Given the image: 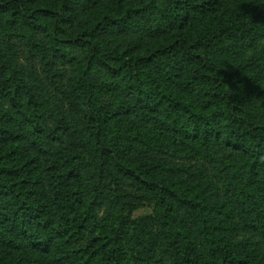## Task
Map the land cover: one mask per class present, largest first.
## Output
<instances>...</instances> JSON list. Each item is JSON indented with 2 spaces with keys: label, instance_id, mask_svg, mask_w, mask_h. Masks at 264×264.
Here are the masks:
<instances>
[{
  "label": "trees",
  "instance_id": "obj_1",
  "mask_svg": "<svg viewBox=\"0 0 264 264\" xmlns=\"http://www.w3.org/2000/svg\"><path fill=\"white\" fill-rule=\"evenodd\" d=\"M221 3L0 0V264H264L235 242H264V0L185 29Z\"/></svg>",
  "mask_w": 264,
  "mask_h": 264
},
{
  "label": "rangeland",
  "instance_id": "obj_2",
  "mask_svg": "<svg viewBox=\"0 0 264 264\" xmlns=\"http://www.w3.org/2000/svg\"><path fill=\"white\" fill-rule=\"evenodd\" d=\"M233 0H222V3L216 7L211 13L205 17H200L192 21L185 29H197L201 30L210 20L217 19L228 5ZM171 34V33H170ZM163 38H170L169 35ZM22 58H26L25 52L21 53ZM70 105V103H68ZM162 148L165 154L163 157L165 160L181 166L184 170L189 173H193V178L200 180V182H211L214 183V169L209 163L204 162L196 154L186 151L181 147L173 146L168 141ZM30 150L27 152L23 151V155L28 156ZM114 192L123 197V214L131 220H140L144 217L150 216L155 208V203L151 196L145 192L138 184L132 181H127L119 177V181L113 185ZM187 229L191 232V236L197 239L196 229L192 222L187 223ZM235 242L242 244L251 255L264 256V242L259 239L255 234L246 232H237ZM0 257L2 258V252L0 251ZM13 261L11 260L10 264Z\"/></svg>",
  "mask_w": 264,
  "mask_h": 264
}]
</instances>
